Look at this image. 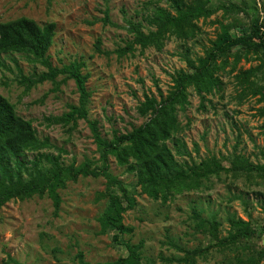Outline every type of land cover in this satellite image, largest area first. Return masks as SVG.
Returning <instances> with one entry per match:
<instances>
[{"label": "rangeland", "instance_id": "rangeland-1", "mask_svg": "<svg viewBox=\"0 0 264 264\" xmlns=\"http://www.w3.org/2000/svg\"><path fill=\"white\" fill-rule=\"evenodd\" d=\"M156 6L172 13L168 0H0V22L25 17L41 26L55 24L50 62L58 68L74 60L85 63L82 72L89 74L86 88L91 93L88 119L96 120L101 137L110 139L114 130L126 133L145 121L137 106L145 94L166 93L172 85L171 76L186 68L181 59L186 48L191 57H199L222 26L234 35L256 21L264 22V0H207L206 8L216 12L196 23L200 32L194 42L186 44L166 36L160 51L153 47L141 51L134 45L132 51L118 56L133 40L128 21L144 33L155 30L147 17ZM106 14L109 23L104 21ZM245 53L248 58L254 54L255 59H247ZM245 53L234 72L229 74L228 68L220 75L223 89L205 96L204 110L199 107L201 99L189 91V104L177 112L181 131L166 143L173 154L177 148L184 154H174L181 166L215 157L224 168L218 175L202 179L198 189L162 204L141 192L134 174H127L112 156L108 159L110 174L122 181L136 201L122 218L131 232L120 240L132 246L142 243V264H245L249 256L256 264H264V56ZM226 56L233 62L232 54ZM0 63L5 66H0V95L19 116L32 122L37 137L61 148L64 164L78 166L89 161L91 168H99L97 147L85 120L75 126H45V117L60 116L68 112V105L78 104L75 83L67 80L54 91L50 82H44L25 93L20 76L34 78L46 69L17 54L0 55ZM250 68L256 74L251 78L253 90L239 100L241 86L235 75ZM44 152L58 154L55 149ZM234 156L246 159L251 170H231ZM107 190L105 178L80 176L58 191L61 204L57 212L46 196L10 201L0 207V264H79V253L88 264L113 263L126 257L124 245L112 241L115 232L100 233L98 217L105 208ZM193 209L207 220L216 213L220 238L232 229L228 217L250 223L254 235L239 238L237 249L221 248L208 227L199 226L200 218ZM184 250L203 253L186 263Z\"/></svg>", "mask_w": 264, "mask_h": 264}, {"label": "trees", "instance_id": "trees-1", "mask_svg": "<svg viewBox=\"0 0 264 264\" xmlns=\"http://www.w3.org/2000/svg\"><path fill=\"white\" fill-rule=\"evenodd\" d=\"M168 1L172 13L156 6L152 14L147 17L148 23L155 27L154 31L144 33L139 26L127 22V30L132 34L133 40L124 49L118 51V56L132 51L134 45L141 51L149 47L160 51L164 47L166 36H175L186 44L194 42L200 32L196 23L200 19H208L216 12V9L206 8L207 0ZM219 9L228 11L226 6H219ZM104 21L108 22L107 14ZM54 36V23L41 26L25 17L0 22V55H23L29 63L46 69L34 78L20 76L19 82L25 86V93L44 82H50L54 91H57L67 80L75 83L79 95L78 104L68 105V112L60 116L45 117V126L66 127L70 124L75 126L77 121L85 120L97 147L100 166L91 168L89 161L78 166H74V163L64 164L60 158L64 151L53 146L47 138L39 139L32 122L19 116L14 106L0 95V207L10 201L46 196L52 201L57 212L61 204L58 191L65 189L68 181L75 182L80 176L103 177L108 190L105 196V208L98 217L100 233L115 232L112 241L124 245L128 253L126 257L113 263L104 264H142L140 261L142 243L132 246L120 240L122 235L131 232L130 228L124 226L122 218L126 211L136 206V201L122 181L110 174L109 157L112 156L116 164L124 168L127 174L135 175L142 193L153 200H160L162 204L175 195L198 189L202 179H207L210 175H218L223 171L224 168L215 157L207 158L192 166H181L175 160L174 154H184L179 148L173 154L166 143L181 131L177 112L178 108L184 111L189 104L187 100L189 91L194 92L201 99L199 107L204 110L205 96L222 91L223 82L220 75L228 68L229 74L235 71L241 53L248 51L259 55L256 57L264 56V22L256 21L249 29L243 28L234 35L228 28L222 26L215 38L209 40L210 45L204 47L202 56L191 57L186 48L181 56L186 68L171 76L172 85L166 93L163 94L158 90L157 96L145 94L144 100L137 106L138 115L145 121L126 133L114 130L110 139L101 137L96 120L88 119L91 93L86 88L89 74L82 72L85 63L82 60H74L63 64L60 68L52 66L48 52ZM97 51H100L98 47ZM226 54L234 56L233 62L228 60ZM244 55L247 59H255L254 54L249 58L248 53ZM0 66L5 67L1 63ZM254 75L256 76L253 68L235 75L236 83L241 86L239 100L247 97L253 90L254 84L251 78ZM59 76L63 78L57 81ZM180 148L185 147L181 144ZM46 149H55L58 154L44 152ZM28 154L33 156L29 157ZM230 165L231 170L234 171H250L252 168L250 163L240 156H234ZM109 188H114V191ZM243 203L246 205V202ZM196 210L192 211L196 218H200L199 226H207L208 233L221 248L237 249L239 238L254 235L250 223L228 217L233 232L230 230L228 236L220 238L217 233L220 223L216 219V213L211 214L207 220ZM200 253H203V250L193 252L184 250L183 262L189 263ZM82 258V254L79 253V264H88ZM236 261L241 263L242 260L236 257ZM256 263L257 260L250 256L245 260V264Z\"/></svg>", "mask_w": 264, "mask_h": 264}]
</instances>
